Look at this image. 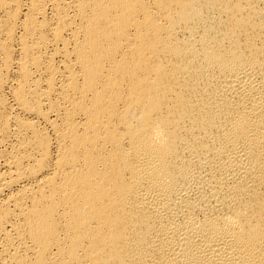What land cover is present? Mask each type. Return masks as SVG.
I'll return each mask as SVG.
<instances>
[{
	"label": "bare ground",
	"instance_id": "bare-ground-1",
	"mask_svg": "<svg viewBox=\"0 0 264 264\" xmlns=\"http://www.w3.org/2000/svg\"><path fill=\"white\" fill-rule=\"evenodd\" d=\"M0 264H264V0H0Z\"/></svg>",
	"mask_w": 264,
	"mask_h": 264
}]
</instances>
